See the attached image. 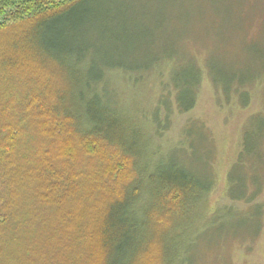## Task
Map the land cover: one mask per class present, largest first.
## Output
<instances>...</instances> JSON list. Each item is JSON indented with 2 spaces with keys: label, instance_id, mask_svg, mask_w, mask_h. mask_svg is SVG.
I'll return each instance as SVG.
<instances>
[{
  "label": "trees",
  "instance_id": "16d2710c",
  "mask_svg": "<svg viewBox=\"0 0 264 264\" xmlns=\"http://www.w3.org/2000/svg\"><path fill=\"white\" fill-rule=\"evenodd\" d=\"M88 1L0 0V33L13 36L0 45V264H234L232 250L264 234V120L242 128L225 173L228 206L208 214L211 134L193 124L183 143L163 139L206 80L221 107L264 111L261 12L238 23L219 57L127 65L94 57L104 49L83 25L95 13L79 17ZM53 64L69 75L63 92ZM151 81L155 104L136 119L123 97Z\"/></svg>",
  "mask_w": 264,
  "mask_h": 264
},
{
  "label": "rangeland",
  "instance_id": "374dc122",
  "mask_svg": "<svg viewBox=\"0 0 264 264\" xmlns=\"http://www.w3.org/2000/svg\"><path fill=\"white\" fill-rule=\"evenodd\" d=\"M95 4L99 8H94ZM236 7L235 0H89L79 17L82 16L83 20L86 9L95 13L92 22L89 18L83 25L89 31L87 36L104 49L95 52L94 57L99 62L111 61L113 58L127 65H149L154 63L151 60L153 57L161 58L172 54L177 61L183 56H191L201 64L209 54L217 57L222 55L221 49L227 46L229 40L239 35L236 31L238 23L245 19L247 21L260 12V16L264 18V0H240V17L235 16ZM248 9L253 11L249 13ZM66 17L74 21L72 16ZM122 18L124 23L120 21ZM60 23L63 21L60 20ZM12 37L10 32H1L0 45L4 46ZM112 37H115V41H112ZM256 45L259 46V68L264 67V37H259ZM236 47L230 52L233 53ZM121 54L126 58H121ZM92 58L93 56L90 57ZM159 62L163 65L162 61ZM253 64L257 65L255 62ZM53 65L51 72H47L57 92H63L70 82L69 75ZM71 79H74V73ZM153 83L154 81L148 83L141 93L129 92L123 97L124 100L121 99L130 106V116L143 119L140 116L145 108L155 104L159 89L152 86ZM214 93L206 80L194 108L183 114L175 112L163 139L168 143L172 141L173 144H181L184 142V130L193 124H202L204 130L211 134L215 144L213 165L217 185L205 200V214L212 207L228 206L225 173L236 155L241 130L244 126L259 125L261 119L264 120V111L256 117H249L260 108L259 105L255 106L256 102L249 109L241 111L233 107L228 110L224 102L221 107ZM260 96L264 108V84L261 86ZM213 253L211 252V256ZM215 253L219 255L217 251ZM231 256L234 264H264V234L251 249L235 247Z\"/></svg>",
  "mask_w": 264,
  "mask_h": 264
}]
</instances>
